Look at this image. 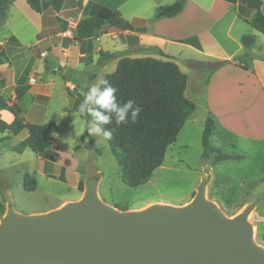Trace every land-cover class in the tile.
I'll return each instance as SVG.
<instances>
[{
	"label": "crops",
	"instance_id": "1",
	"mask_svg": "<svg viewBox=\"0 0 264 264\" xmlns=\"http://www.w3.org/2000/svg\"><path fill=\"white\" fill-rule=\"evenodd\" d=\"M67 1L64 0L63 8L68 7L69 9L70 4ZM75 1L77 2L78 0ZM176 1L81 0L82 9L80 8L79 11L71 13L67 12L66 9H62L57 15H62L63 17H61L64 20L74 21L75 25L73 31L70 32V37L74 38L75 42L71 46V49L78 56L79 62L81 58L83 62V58H88L92 49L101 45V42H105L104 47H102L103 52L115 54L117 57L108 60L106 66L113 64L116 68L118 60L121 57L127 56L130 58L153 57L156 59L171 60L180 67L182 72L188 77L185 97L196 104V110L187 120L178 135L177 141L170 147H187L190 138H184L180 141L185 130L187 129L189 132L195 128L198 131L200 125L201 129L203 125L205 129L206 121L210 117L213 121V132L210 137V144L216 149L214 155L222 154L238 157L215 162L214 156H212V160H209L207 163V168H209L211 176V183L208 186V197H211L212 192H219L220 198L209 199H214L213 201L221 208L223 204L228 203V200L232 198L239 199L241 197V200L232 202L230 212L237 215L243 211H249L250 222L258 226V223H264V35L250 25L256 11L249 8L245 0H185V8L177 17L154 20L158 13ZM95 4H101L111 9L119 10L133 24L135 28L134 33L109 27L108 32L102 36L96 35L90 39L77 40L76 26L80 20L88 17V14L86 15V9L91 8L92 10ZM10 6L17 8V12L15 13L14 11L11 13L8 11L5 17L7 21L9 17L15 18L17 14L23 16L26 21L29 20L28 24L31 28L36 25L30 20L32 17L33 20L37 19L42 21L41 13L34 11L31 7V10L25 8L23 10L16 6V1ZM153 9H158L153 14L154 16L152 15L151 17L145 14ZM250 9L255 11V13H252ZM91 10L88 12L89 15ZM8 24H1V28H4ZM50 29H57V27L54 25ZM111 32H114V34L120 33L119 40L116 38L114 42H106ZM64 33L59 32L57 33L58 35L50 34L51 36L48 38L46 37L38 41V43L42 44L41 47L45 50V54H47L45 48L49 40L54 36L62 37ZM245 34L255 36V43L249 49H246L241 43V38ZM7 36L20 40L15 32H10ZM122 37L125 40H122ZM2 43H0V51L2 50ZM20 43L22 44L21 40ZM149 47L159 48L166 57L156 53L140 56L137 54L122 56L123 52L127 49L135 50L136 53H142V48ZM173 49H177V51L174 52L172 51ZM186 49L193 56L186 57L184 55ZM240 58L243 60L240 61ZM18 59L17 67L13 68L12 72H9L7 67H2L3 69L6 68V72L7 70L9 72L8 74L5 73L6 81L9 80L10 82L7 88L15 87L17 79L19 78L20 80L26 70H35L37 82L30 85L23 96L16 102L13 101L15 95L5 97L2 91L0 92V96L10 106L15 107L17 110L21 109V113L19 112V114L25 119L26 123L42 124L54 122L57 125L56 121L58 118L46 120V115L50 109L49 101L54 95L56 80L59 79L63 81L66 90V112L80 116L78 111L74 109L76 99L80 92L73 89L75 85L72 77H70L71 79L64 78L62 74L57 73V68L51 65L49 66L46 62L44 65L42 59H35L33 55L21 56ZM36 61H39V63ZM61 61L66 62L63 59ZM221 61H229V63L219 65ZM51 62L52 64L55 63L54 60ZM79 62L78 65L66 66L67 68L75 69L79 65H83V63ZM25 65L27 67L23 69ZM46 67H49V70ZM188 71L193 76L192 79L189 78ZM11 93L13 94L14 92ZM198 101L203 102V105L201 106V104L196 103ZM24 108L28 114L23 112ZM5 111L0 110V141L9 142L11 154L10 165H12V158L17 156L21 144L26 142L23 150L27 147L29 132L26 135V128H24L17 135L10 134L8 126L13 122L14 116H8V120L3 121L1 118L7 114ZM27 115L29 120L26 119ZM39 117H42L41 119L43 120H38ZM81 119L83 118L81 117ZM83 121L86 124L84 119ZM59 151L58 149L54 151L49 149L37 155L46 162L49 159L57 160ZM2 158H4L3 153L0 154V160ZM74 171L76 173V182L73 184V187L79 192L78 198H66L56 205H50L49 210L37 208L27 214L45 213L59 208L64 203L79 200L83 195L79 189V183L84 177L87 180L89 175L85 176L86 174L81 170L80 166L75 167ZM26 174L17 180L20 181L17 188L19 190L23 189L28 193H33L38 189L37 181L34 191H26L23 186ZM35 174L37 173L34 172L30 175L36 178ZM0 177L3 180V183H0L1 221L7 213L9 206L12 205L14 207L12 203L14 194L8 176L0 171ZM4 194L9 198L8 201H10V204L4 201Z\"/></svg>",
	"mask_w": 264,
	"mask_h": 264
},
{
	"label": "rangeland",
	"instance_id": "2",
	"mask_svg": "<svg viewBox=\"0 0 264 264\" xmlns=\"http://www.w3.org/2000/svg\"><path fill=\"white\" fill-rule=\"evenodd\" d=\"M67 2L70 4L69 9L68 7L63 8L67 12L72 13L81 8V0L77 2L75 0H68ZM262 2V8L264 9V0ZM16 6L23 10L24 8L31 10L27 0H16ZM11 8L9 6L6 13L8 11L11 13L14 11L15 13L17 12V8ZM86 10V15L88 14L89 16L88 12H90L91 8ZM156 10L158 9H153L145 14L152 17L157 12ZM250 11L255 13L251 9ZM41 15L42 21L37 19L33 20V17L30 19L36 24L33 28L28 24L29 20L26 21L20 14H17L15 18L9 17L8 21L5 19L2 21L0 18V43L3 42L2 50L0 51V92L3 91L5 97L15 95L13 101L16 102L23 96L27 88L34 84L32 83V78L36 79L37 82L35 70H26L21 79H17L15 87L7 88L10 82L9 80L6 81L5 73L8 74L12 72L13 68L17 67L18 57H25L29 54L33 55L35 59H42L44 65L46 62L49 66L51 65L57 68V73L62 74L64 78L71 79L70 77H72L75 85L73 89L79 91L80 94L78 95H82L83 97L88 91V88L97 82L98 78H105L107 74L115 71L116 68L114 65L109 64L106 66L108 61L103 60L101 56V52H103L102 47H104L105 42H101V45L92 49L88 58H83V62L81 58L79 62L78 56L71 49V46L75 42L74 38L70 37V32L74 29V21L64 20L62 15H57L50 11L42 12ZM1 24L8 25L1 28ZM54 25L57 29H50ZM60 27L63 29L61 30ZM108 28L109 26H105L96 35L102 36L108 32ZM10 32L17 33L22 41L23 47L19 39L7 36ZM59 32H65L64 36L52 37L45 48L47 52L45 54V50L41 47L42 44L38 43V41L46 37L48 38L51 36L50 34L58 35L57 33ZM119 36L120 33L114 34V32H111L106 42H114L116 38L119 40ZM122 40L125 39L122 37ZM142 50V53H136L135 50L127 49L123 52L122 56L127 54H137L139 56L155 54L154 50L150 47L142 48ZM172 51L176 52L177 49H173ZM184 55L186 57L193 56L187 49ZM61 59L66 62H62ZM53 60L55 61L54 64L51 62ZM36 62L39 63V61ZM78 62L83 63V65H79L75 69L67 68L68 65H78ZM3 66L7 67L9 72L8 70L6 72V68L3 69ZM26 67L27 65L23 69H26ZM188 75L190 79L193 78L189 71ZM11 92L14 93L12 94ZM196 103L201 104V106L203 105V102L200 101ZM66 105V90L63 81L59 79L56 80L54 95L49 101L50 109L46 115V120L58 118L56 121L58 129L54 135L56 144L59 147L58 150H60L59 155L57 154V160L49 159L45 162L37 154H34L28 146V148L26 147L23 150L24 146H26L25 142L21 144L17 156L12 158L13 164L10 165V144L9 142L0 141V154H4V158L0 160V171L6 174L10 180L14 194L12 203L16 210L25 213H29L31 210L37 208L49 210L50 205H56L66 198H78L79 192L73 187V184L76 182L74 168L77 166L81 167V170L86 174L85 176L91 174L101 176L98 185V192L101 199L110 205H117L118 208L125 207L127 210H143L154 204L185 206L192 202L197 193L198 186L205 179L209 180L206 187L207 198H220L219 192H212L211 197H208V186L211 183V176L210 170L207 168V163L209 160H212V156L214 155L210 159H204L202 157L204 125L202 129L200 125L198 131L194 128V130L191 129L188 132L186 129L180 141L184 138H190L187 147H169L163 165L153 173L150 181L145 185L131 188L122 181L121 168L108 142L102 136H90L94 145L90 144L89 137H86L84 142L81 136L85 134L84 129L86 124L78 114H68L66 112ZM18 111L21 113V109H18ZM5 112L8 115L6 114L1 118L3 121H7L12 116L10 111L6 110ZM23 112L28 114L25 108ZM41 118L39 117L38 120H43ZM26 119L29 120L28 115ZM25 134H28L27 129H25ZM69 137L73 139L67 140ZM52 150L54 151L56 149ZM34 172L37 173L35 174V179L38 189L33 193L25 192L23 189L19 190L17 187L20 181L17 180L22 178V175L26 173L32 174ZM0 178V183L2 184V177ZM85 181L86 177L81 180L83 185L82 193L85 189ZM3 199L10 204V201H8L9 198L5 194ZM236 200H241V197L239 199L232 198L222 206L224 212L229 217L235 216L230 212V207L232 202ZM253 226L255 242L264 247V223H258V226Z\"/></svg>",
	"mask_w": 264,
	"mask_h": 264
},
{
	"label": "water",
	"instance_id": "3",
	"mask_svg": "<svg viewBox=\"0 0 264 264\" xmlns=\"http://www.w3.org/2000/svg\"><path fill=\"white\" fill-rule=\"evenodd\" d=\"M88 176L79 200L39 214L10 205L0 221V264H264L249 211L233 217L206 196L185 206L123 210Z\"/></svg>",
	"mask_w": 264,
	"mask_h": 264
},
{
	"label": "trees",
	"instance_id": "4",
	"mask_svg": "<svg viewBox=\"0 0 264 264\" xmlns=\"http://www.w3.org/2000/svg\"><path fill=\"white\" fill-rule=\"evenodd\" d=\"M16 0H0V18L5 19L6 11ZM246 5L255 10L256 14L250 25L264 35V10L262 0H245ZM30 7L38 12L60 13L64 6V0H28ZM81 7V3H80ZM185 8V0H177L165 10L158 13L154 20L170 19L180 15ZM80 8L77 10L79 11ZM105 26L118 30L134 33L133 24L127 20L119 10L111 9L101 4H95L88 17L80 20L76 26L77 40L93 38ZM241 43L246 49L255 43V36L245 34ZM1 47V46H0ZM156 54L166 57L159 48H152ZM103 60L108 61L117 58L115 54L101 52ZM240 61L243 59L240 58ZM229 61H221L227 64ZM49 70V67H46ZM112 86L118 89L116 96L118 102H126L132 99L142 111L135 123L117 125L115 118L106 129L113 131V139L107 141L120 168L122 181L131 188L147 184L153 173L160 168L165 160L167 150L178 138L187 120L196 110V104L185 97L188 77L180 67L171 60L156 59L153 57L130 58L121 57L118 60L114 72L105 76ZM84 97L78 95L74 109L78 111L79 104ZM0 110H8L14 116L13 122L8 126L10 134L17 135L24 128L29 132L27 146L36 154L44 153L49 149H58L54 134L57 125L54 122L42 124L26 123L19 111L10 106L0 96ZM81 116V115H80ZM85 121H92L91 116H81ZM213 132V121L209 117L203 133L204 159H210L216 153V149L210 144ZM89 137L87 131L82 140ZM99 152V151H97ZM238 156L214 155V161L235 159ZM1 182V178H0ZM24 189L34 191L36 180L26 174L24 177ZM80 191L83 185L79 183ZM117 206V205H116ZM123 210L125 207H121Z\"/></svg>",
	"mask_w": 264,
	"mask_h": 264
},
{
	"label": "clouds",
	"instance_id": "5",
	"mask_svg": "<svg viewBox=\"0 0 264 264\" xmlns=\"http://www.w3.org/2000/svg\"><path fill=\"white\" fill-rule=\"evenodd\" d=\"M117 91L107 79L98 78L84 94V99L78 106V113L94 118L92 121H86L84 131H87L89 136H102L105 141L113 139V131L104 127L112 122L113 117L117 125L137 121L141 107L132 99L118 102ZM72 139L69 137L67 140Z\"/></svg>",
	"mask_w": 264,
	"mask_h": 264
},
{
	"label": "built area",
	"instance_id": "6",
	"mask_svg": "<svg viewBox=\"0 0 264 264\" xmlns=\"http://www.w3.org/2000/svg\"><path fill=\"white\" fill-rule=\"evenodd\" d=\"M36 82V80L34 78H32V83Z\"/></svg>",
	"mask_w": 264,
	"mask_h": 264
}]
</instances>
